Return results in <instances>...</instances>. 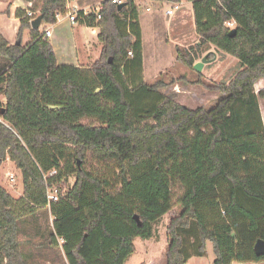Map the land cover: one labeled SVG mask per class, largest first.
Listing matches in <instances>:
<instances>
[{"label": "trees", "instance_id": "1", "mask_svg": "<svg viewBox=\"0 0 264 264\" xmlns=\"http://www.w3.org/2000/svg\"><path fill=\"white\" fill-rule=\"evenodd\" d=\"M21 1L53 26L75 0ZM186 1L198 42L176 47L177 61L194 69L213 46L241 66L229 83L208 87L222 95L210 110L162 95L169 86L162 80L146 82L135 0L121 9L103 0L87 16L79 10L78 24L100 29L101 55L90 67L59 64L26 10L16 12L20 45L0 34V168L12 161L23 188L15 198L0 185V264H29L20 224L46 208L55 218L48 245L63 240L67 264H126L135 240L149 239L176 205L182 212L168 227L167 264L205 256L209 242L214 264L264 261L254 252L264 241V90L255 92L264 79V0ZM230 21L237 24L233 37ZM26 30L31 40L23 46ZM89 155L121 168L118 191L81 166ZM55 189L59 201L49 203ZM185 235L195 239L193 254Z\"/></svg>", "mask_w": 264, "mask_h": 264}, {"label": "rangeland", "instance_id": "2", "mask_svg": "<svg viewBox=\"0 0 264 264\" xmlns=\"http://www.w3.org/2000/svg\"><path fill=\"white\" fill-rule=\"evenodd\" d=\"M155 1L156 3L159 2L157 6L154 4ZM101 2L103 0H82V2H76V4L81 6L82 4L96 3L100 7ZM185 2L184 0L180 11H175L173 15H167L166 11L172 9L173 2L135 0V4L139 6V22L143 28V46L146 61L145 80L149 84H153L158 80L168 83L169 86L162 89L160 93L165 96H174L175 102L182 106L193 110L197 108L210 110L219 102L222 95L208 87L219 83H229L241 70V66L237 58L217 52L213 46H210L203 57L207 54H214L215 56L212 60L208 59L210 62L204 64L201 72V82L198 83V72L177 61L176 47L185 48L198 42L193 8ZM68 7L71 9L75 6L69 3ZM95 7L96 5L91 8L90 12L97 11ZM77 9L82 10L81 7H77ZM82 11H87V9ZM66 14L60 17L59 23L52 26L55 37L51 42H55L59 60L63 62V58L66 57L65 53L73 49L71 47L74 44H78V52L82 59L84 55L81 53V50L83 52L81 44L85 39L80 40H82L81 37L85 36L84 34L89 33L91 41L85 44L84 49L88 52V57L85 55L80 65L90 67L101 55L100 48L102 44L98 40L100 30L96 33L94 29H86V26L83 27L81 24L73 25L67 20H61ZM2 23L7 28L9 27L8 22ZM46 27L47 25L43 23L41 29ZM69 58L73 60V57ZM202 58L198 62H201ZM95 59L96 61H94ZM261 90H264V86L262 87L259 82L255 86V92L259 93ZM259 105L264 123V98L259 99ZM85 123H91V121ZM68 162L69 159L66 160L65 164ZM81 166L88 172L109 181L111 190H119L122 176L121 168L118 165L98 161L95 157L89 155L86 162ZM12 177L14 180H12ZM74 181V178H70L68 185H73ZM0 185L15 198H20L23 195L20 171L10 160H7L0 168ZM181 212L182 208L176 205L171 212L154 223L152 236L149 239L137 238L135 242L136 251L128 258L126 264H167L168 227L171 220L178 217ZM54 220L55 218L46 208L21 222L19 240L29 264H67L61 251L64 244L63 240L58 241L59 247L48 245V233L53 227ZM185 240L186 252L189 254L195 253L194 237L185 235ZM215 259L213 245L209 242L205 256H193L186 264H214ZM234 264L240 263L234 262Z\"/></svg>", "mask_w": 264, "mask_h": 264}, {"label": "crops", "instance_id": "3", "mask_svg": "<svg viewBox=\"0 0 264 264\" xmlns=\"http://www.w3.org/2000/svg\"><path fill=\"white\" fill-rule=\"evenodd\" d=\"M80 1L82 2V0H75V1L71 2V4L78 7V8L81 7L82 10L87 9V11H89V12L91 11V8L94 5H96L95 9L97 8L98 11L101 9V6L99 7L98 6L99 4H96V3L87 4V5L82 4L81 6H78L76 4V2H80ZM183 2H184V0H182V2H181L182 5H183ZM185 3L192 6V4L190 2L186 1ZM154 4H156V6H157L159 4V2L156 3V1H155ZM182 7L183 6H181V8L178 11H180L182 9ZM20 9H22V10L28 9V4L24 3L21 0H0V34L3 35L8 40V42L12 45L18 43V32L20 29L21 21L19 18H17L16 12ZM192 11H193V9H192ZM193 17H194V14H193ZM63 19L67 20L69 22V20L67 18L63 17L61 20H63ZM2 22H8L9 27L7 28L6 26H4ZM57 23H59V21ZM42 25H43V23L41 24V26L39 28L41 32H43L46 28H49V27L52 29L53 35H52V38L49 39L51 42L52 39L55 37V32H54L52 26L47 25L46 28L41 29ZM83 27H85V26H83ZM85 28L91 29V30L94 29V31H96V33L98 32V30H100L97 27H87L86 26ZM141 29H142V40H143V28H142V26H141ZM84 35L85 36L81 37L82 40H80V41H83V39H85L84 42L81 44V46L83 47L82 48L83 52L81 50V53H82V55H84V56H82V59L85 58V55L88 57V55H87L88 52H86L84 49H85V44H88L91 41V38H90L91 35L89 33H86ZM30 40H31L30 31L26 30L23 34L22 45L26 46L30 42ZM51 43H52V45L55 49V52L57 54V50L55 48V42H51ZM71 48H73V49H70L69 51H67L65 53L66 57L63 58L64 59L63 62H61L59 60V57L57 55L58 63L62 64V65H72V66H76V67H81L80 63H82L81 62L82 59H81L79 52H78V49H79L78 44H74ZM100 50H102V47L100 48ZM143 56H144V74H145V79H146V61H145L144 46H143ZM69 57H73V60H70ZM94 61H96V59ZM82 67H89V66H86V65L83 66L82 65ZM259 82L261 83V86L263 87L264 86V79H261ZM135 242H136V240H135ZM240 264H264V261L258 262V263L251 262V263H240Z\"/></svg>", "mask_w": 264, "mask_h": 264}, {"label": "built area", "instance_id": "4", "mask_svg": "<svg viewBox=\"0 0 264 264\" xmlns=\"http://www.w3.org/2000/svg\"><path fill=\"white\" fill-rule=\"evenodd\" d=\"M113 3H117V4H122L124 2V0H112ZM28 9H26V15L27 17L31 20V23L37 19V14L34 13L31 10L32 7V3L28 4ZM182 6V3H174L172 9H169L168 11H166L167 15H173L175 11H178ZM84 15H89L90 13H97V11H93V12H89V11H83ZM67 13V14H66ZM66 15L64 17L68 18L69 22H71L73 25H77V20H78V16H79V9H77V7L75 6L74 8L68 7L67 11H66ZM63 13H57L56 18H57V22L59 21L60 17L63 16ZM236 22L235 21H230L226 23V26L229 27L230 29H234L236 27ZM44 37L45 39H50L52 38V29L50 28H46L43 31ZM131 54V53H130ZM0 121H2V119L0 118ZM53 173H51L52 175ZM55 174V173H54ZM12 180H14V178L12 177ZM60 198V193L58 192V190H50L49 194H48V200L49 203L51 202H58Z\"/></svg>", "mask_w": 264, "mask_h": 264}, {"label": "water", "instance_id": "5", "mask_svg": "<svg viewBox=\"0 0 264 264\" xmlns=\"http://www.w3.org/2000/svg\"><path fill=\"white\" fill-rule=\"evenodd\" d=\"M107 1H109V0H104V2H107ZM124 6H125V3L120 4V5H119V9L123 8ZM42 21H43V19H42L41 16L37 17V19L34 20V21L31 23L32 28L35 29V30L39 29L40 26H41V24H42ZM236 33H237V30H236V29H232V30L230 31V36L233 37V36L236 35ZM17 45H20V43L18 42ZM208 55H209V54L205 55V56L202 58L201 62H198V63H196V64L194 65V70H195L196 72L201 73V72H202V69H203V67H204V64L207 63V62H210V61L208 60ZM134 218H135V220L138 222L139 226H141L142 224H141V221H140V219H139V216H138V215H135ZM254 252H255V254H256L257 256H264V241H263V240H258V241L255 243V245H254Z\"/></svg>", "mask_w": 264, "mask_h": 264}]
</instances>
